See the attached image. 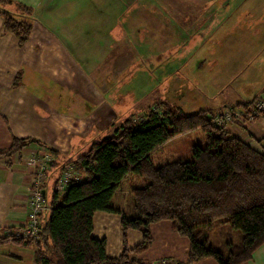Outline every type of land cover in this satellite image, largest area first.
<instances>
[{
  "label": "crops",
  "instance_id": "1",
  "mask_svg": "<svg viewBox=\"0 0 264 264\" xmlns=\"http://www.w3.org/2000/svg\"><path fill=\"white\" fill-rule=\"evenodd\" d=\"M13 2L31 8L32 28L28 41L20 47L16 38L4 31L0 16V152L7 150L13 137H27L38 143L0 157V236L7 229L21 226L27 220L28 171L22 161L26 154L41 146L52 147L59 152L57 159L60 160L64 158V153H72L70 150H76L78 145V150L87 148L99 133H110L119 121L118 106H112L105 119L104 113L100 115V110L93 111L89 107L84 93L70 90L67 80V85L58 82L61 91H58L56 100L63 103L64 109L58 108L57 102L47 93L43 96L34 94L32 88L40 81L41 75L47 78L46 72L53 73L52 76L47 74L51 80L60 77L57 69H79L78 75L83 78L80 84L87 87L95 82V86L90 85L93 97L95 94L104 97L108 79L115 82L127 69H137L144 63L146 73L143 75L147 79L150 100L165 102L170 107L185 111L162 93L159 97L154 96V83L160 80L161 87L167 89V80L177 77L184 65L190 66L195 62V66L200 68L204 64V57H195L201 50L204 49L205 54H216L222 61L229 49L233 52V44L242 45L246 41L249 50L255 47L252 53L258 54L257 58L242 61L239 73H230L231 69L223 70V80L216 71L208 74V78L213 80V89L208 91V82L200 84L201 101L207 102L196 111L215 113L224 107L249 103L264 95V0ZM148 6L157 9L149 12ZM126 7H131L134 12L125 14ZM257 9L260 13L253 15ZM17 73H20V79L15 86L13 81ZM179 89V85L173 88L177 96ZM194 102L192 100L191 103ZM226 129L253 148L264 151V113L252 122H235ZM128 177L120 182L113 196L130 192L132 187L130 190L122 187ZM50 185L49 180L43 188L47 198ZM120 220L121 214L115 212L96 211L93 215L92 236L106 240L110 255H118L122 250ZM151 233V245L139 255L143 262L152 263L160 257L171 258L175 264L185 260L188 241L172 230L169 221L151 224ZM140 240L139 231H128L129 247ZM34 251V245L0 242V264H22L25 261L31 264ZM194 264L216 262L207 258ZM242 264H264V244Z\"/></svg>",
  "mask_w": 264,
  "mask_h": 264
},
{
  "label": "trees",
  "instance_id": "2",
  "mask_svg": "<svg viewBox=\"0 0 264 264\" xmlns=\"http://www.w3.org/2000/svg\"><path fill=\"white\" fill-rule=\"evenodd\" d=\"M31 13L28 6L0 0L4 31L11 33L20 47L29 39ZM19 79L17 73L13 85H18ZM154 105L161 109L160 114L154 111ZM212 114L209 110L186 113L158 102L149 106L140 119L132 114L117 122L109 134L91 141L75 158L59 160V152L48 147L54 156L48 171L52 185L50 198L46 196L49 209L40 214L35 240L12 235L10 241L34 245L33 264H151L139 255L151 245V224L167 220L172 230L188 241L185 260L177 264H194L207 258L216 264L250 260L255 249L264 244V151L225 127L211 125ZM194 129L203 131L206 143L190 146V160L153 165V151ZM34 142L38 143L27 137H13L0 157ZM71 162L84 167L85 177L71 181L60 195L55 183L63 167ZM131 175L144 179L145 184L131 188L136 215L127 218L110 205V200L120 182ZM96 211L121 214L123 246L118 255L107 253L104 238L92 236ZM215 223L226 225L222 231L227 237L225 248L211 243L208 234ZM131 229L140 232L141 240L129 247L127 233ZM233 229L240 231V241H234ZM6 241L7 236H0V242Z\"/></svg>",
  "mask_w": 264,
  "mask_h": 264
},
{
  "label": "rangeland",
  "instance_id": "3",
  "mask_svg": "<svg viewBox=\"0 0 264 264\" xmlns=\"http://www.w3.org/2000/svg\"><path fill=\"white\" fill-rule=\"evenodd\" d=\"M144 4L147 3L144 1ZM130 8L131 7L125 8L127 10L125 11V14L128 15L129 13L134 12V10H130ZM147 9L149 12H155L157 8L154 6H148ZM10 13L12 15H15V12H10ZM256 13L259 14L260 9H257L256 12L253 13V15H256ZM231 47L233 52H229L230 50L229 49L225 53L226 54L224 56L225 60L222 61L218 59V56L216 54H212V55L205 54L203 52L204 49L201 50L195 56L196 58L199 57L205 58V62L200 66V68H198L197 65L195 66V62L193 64L191 63L190 66L184 65V68L180 70V72L177 74V77L174 76V78L167 80V82L169 81L167 89H163L164 86L163 88L161 87L160 80L157 83H154L155 80H153L154 83L153 95L154 96L158 95L159 97V94L162 93L164 96L168 97L169 99L174 100L173 104L178 103L185 111H196L201 106L205 105V103L207 102V101H201L203 95H200L199 93V89L201 88L200 84L201 83L206 84L208 82V84L206 85L208 91H211L213 89L211 85L213 80L208 78V74H211L214 71H216L221 78V74H223V70L225 72L231 69L230 73L235 71L239 73L240 64L242 63V61L246 62L253 60L254 58L255 59L257 58L258 54L252 53L255 47L249 50L248 45H246V41L242 45L238 43V44H233ZM249 47H251V45ZM220 63L222 64L221 66H219ZM57 70L58 73L60 74V77L57 76L55 78H50L51 80L48 79V75L52 76L53 74L51 71H49L48 73L46 72L47 78H43L41 75L40 81H38L33 88L31 87L34 94L43 96L45 93H47L48 97L51 96V99L56 101L58 100L57 98L59 94L58 91H61L58 82H62L63 85L66 84V80H67L69 82V85L67 84L66 85L70 88V90L72 88L73 92H77L81 94L84 93L88 98L89 107L93 111L100 110L101 112H99V114L101 115L104 113L105 119H107V116L109 115V110L112 108V106L114 108L118 106L117 108L119 110V116H118L119 121L125 119L126 117L132 114L134 115V117L140 119L141 117H143V112L154 102H157V100L151 101L150 96L147 94L149 90L147 87L148 85L147 79L143 75L144 73H146L144 70V63H141L139 66H137V69H133V68L127 69L123 73V75H121V77H119L115 82L114 80L108 79L107 90L104 91V97H101L100 93H99L100 96L95 94V97H93V91L90 90L92 86L90 85L95 86V82L91 81L92 83L88 84L87 87L84 86L83 83L80 84L79 81L83 80V78L80 75H78L79 69H73V70L57 69ZM255 71L256 70H254L253 74L255 73ZM158 75L159 72L157 73V77ZM153 77L154 76H152L151 79H153ZM176 78L178 79L177 83H175ZM221 79L223 80V78ZM52 81L54 82L52 83ZM178 85L180 86V89L178 92L179 95L177 96L173 91V88H177ZM260 96L262 95H259L257 97ZM192 100H195L194 104L191 103ZM56 105L58 108L64 109L63 103L61 104L57 102ZM107 134H109V132H105V133L101 132L98 134L97 139ZM205 141H206L205 134L200 129H194L192 131L183 133L168 140L161 148L153 151L150 154L151 161L154 166H159L162 165L163 163L174 160H184V161L190 160L191 159L190 146L192 144L205 145L206 143ZM75 148L76 150L75 149L70 150L72 153L69 152L64 153V158L65 159L73 158L74 156L78 155L79 153L83 152L86 149V148H82V150H78L79 145ZM144 184H145L144 179L137 178L131 175L125 180V182L122 183V187H124L126 190H130V188L133 186L138 187V186H143ZM47 189H48L47 191H48V199H49L52 194L51 185ZM110 204L115 207H119V208L122 207L121 211L127 218H131L136 215L135 211L133 210L132 195L131 192L129 191L126 194L124 193L115 194L111 198ZM220 226L221 228H219ZM225 226L226 225L215 223L213 225V229L209 231L208 235L211 238V243L216 247L225 248V245H223V243L227 237L226 235H224V232L222 233L224 228H226ZM232 231H233L232 237L234 241H240L241 239L240 231L237 229H233ZM22 264H28V263L25 261ZM31 264H33V262Z\"/></svg>",
  "mask_w": 264,
  "mask_h": 264
},
{
  "label": "built area",
  "instance_id": "4",
  "mask_svg": "<svg viewBox=\"0 0 264 264\" xmlns=\"http://www.w3.org/2000/svg\"><path fill=\"white\" fill-rule=\"evenodd\" d=\"M157 113L161 109L153 106ZM264 113V95L254 98L249 105H233L224 107L209 118L211 125L215 127H227L235 122L245 123L252 122ZM41 146L36 150L26 154L23 158V164L28 171V199L26 204L27 220L21 226H16L5 231L7 241L12 239V235L17 239L37 238L39 228V217L43 211L49 209L46 202L44 185L48 182V171L54 160L53 154ZM85 177L84 167L78 166L75 162L66 164L59 174L55 183V189L59 194H63L71 181H81ZM151 264H175L174 260L168 257H160Z\"/></svg>",
  "mask_w": 264,
  "mask_h": 264
}]
</instances>
